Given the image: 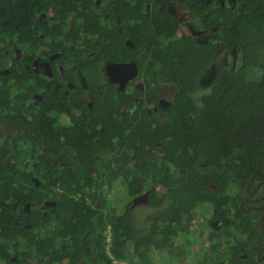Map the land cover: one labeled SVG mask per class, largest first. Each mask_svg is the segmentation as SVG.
<instances>
[{
    "label": "flooded vegetation",
    "instance_id": "flooded-vegetation-1",
    "mask_svg": "<svg viewBox=\"0 0 264 264\" xmlns=\"http://www.w3.org/2000/svg\"><path fill=\"white\" fill-rule=\"evenodd\" d=\"M98 1L89 38L103 31V49L76 30L48 34L46 18L45 32L23 36L21 47L0 36V264L16 261L22 228L38 246L57 230L67 184L81 187L70 198L132 225L133 238H118L124 259L110 253L105 229L113 264H264V171L238 178L193 150L218 143V99L204 97L212 84L218 90L237 70L252 83L264 78V53L222 35L239 0H150L147 18L140 0L123 3L121 18L118 0ZM157 21L190 47L184 60L159 56L145 30ZM195 112L197 133L188 129ZM137 149H150L152 161L140 163ZM31 214L40 217L34 227ZM53 245L23 264H67L58 238ZM95 249L70 264H92Z\"/></svg>",
    "mask_w": 264,
    "mask_h": 264
},
{
    "label": "trees",
    "instance_id": "trees-1",
    "mask_svg": "<svg viewBox=\"0 0 264 264\" xmlns=\"http://www.w3.org/2000/svg\"><path fill=\"white\" fill-rule=\"evenodd\" d=\"M133 2L135 1L118 0L117 12L120 18L121 10L127 12L123 8V3ZM239 2L236 16L227 15L228 22L222 28V35L227 37L226 41L229 40L228 45L242 44L245 48H249L247 52L254 50V52L264 53V0H239ZM146 3H150V0H140L138 12L143 18H147L144 15ZM97 6L95 0H0V36L6 38L14 36L17 46L21 47L23 36L35 37L38 33L45 32L46 27V32L50 35L57 30L60 33L65 30L67 34L74 33L76 30V33H83V36L89 40H85L89 46L94 41V46L97 45L98 48L103 49V31H100L93 41L89 38V32L93 26L98 25L89 12L94 13ZM43 18L47 19L45 28H43ZM60 26L64 29H60ZM145 30L147 32L153 30L159 56L164 62L168 57L180 60L187 57L185 51L190 47L176 39L170 23L157 21L152 25H146ZM94 46L92 48H95ZM228 75L232 77L223 79L218 90L212 84L210 90L204 95L205 98L213 101L218 99L219 111L217 116L214 115L218 120L216 129L218 143H212L210 147L206 145L209 149L193 150L209 157L212 163L220 164L222 169L235 170L237 177L242 178L246 176L248 168L251 172L264 171V78L261 84H257L246 81L241 70ZM196 114L200 115V112H195L192 122H186L188 129L197 133L202 129L203 121ZM205 122L207 125L209 123L212 125L210 120ZM162 140L166 146V137H162ZM214 147L216 149H213ZM92 150L93 154H96L97 149ZM162 150L164 155L170 151V149ZM150 153V149H137L139 162H151L152 159L147 157ZM80 188L71 184L63 186L64 192L59 196V209L56 208L61 214L60 222L57 230H52L45 235L42 239L44 243L38 246L37 243L40 241L38 234L33 233L31 229L22 228L15 236L20 245L12 248L16 261L12 262L8 256L5 257L4 262L23 264L24 261L20 257L35 259L50 256L52 250L57 249L53 243L58 238L59 250L66 257L67 264L77 262L86 246L90 248L94 246L98 253L92 255L90 259L92 264H113L104 252L107 226L110 227V253L116 259H124L118 238L123 234L133 238L132 225L128 221L120 223V218H114L111 214L104 215L101 211L92 210L84 202L75 201L69 197V193ZM54 218L55 214L46 222L53 223ZM27 221L30 227H34L36 221H40V217L31 214ZM128 263L134 264L132 260Z\"/></svg>",
    "mask_w": 264,
    "mask_h": 264
}]
</instances>
